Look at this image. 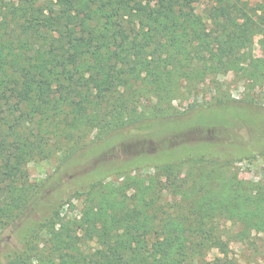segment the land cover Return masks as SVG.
Returning <instances> with one entry per match:
<instances>
[{"label":"trees","instance_id":"16d2710c","mask_svg":"<svg viewBox=\"0 0 264 264\" xmlns=\"http://www.w3.org/2000/svg\"><path fill=\"white\" fill-rule=\"evenodd\" d=\"M229 71L264 83V0H0V264H196L264 232V179L230 170L264 157V105H172Z\"/></svg>","mask_w":264,"mask_h":264},{"label":"rangeland","instance_id":"374dc122","mask_svg":"<svg viewBox=\"0 0 264 264\" xmlns=\"http://www.w3.org/2000/svg\"><path fill=\"white\" fill-rule=\"evenodd\" d=\"M249 4H254L258 0H245ZM195 11L202 16L207 23V9L205 4L196 3ZM258 36L255 37L253 45V55L260 57V49L257 43ZM231 96L234 99L254 98L264 105V83L254 84L246 79H241L233 72L229 71L219 74L214 80H207L195 86V89L185 98H179L172 102L177 111H187L192 105L214 104L219 100V96ZM150 99L143 100L139 109H144L151 104ZM215 108H218L215 105ZM192 113V112H191ZM188 113V114H191ZM58 154H54L45 159H35L30 161L26 168L31 182H36L46 175L52 173L57 164ZM230 170L242 181H261L264 179V157H257L251 160H241L231 165ZM153 170L148 167L136 169L133 173L137 175H147ZM106 181H120L116 176H109ZM162 202L171 201L168 190L161 194ZM82 200L73 198L69 204L63 206L61 215L77 219L80 215ZM221 226L230 227V222H221ZM232 228H237L232 227ZM236 230V229H235ZM4 236V231L0 229V239ZM44 237L45 234H42ZM196 264H264V232H252L245 240H231L226 253H221L217 249H210L204 252L200 257H195Z\"/></svg>","mask_w":264,"mask_h":264}]
</instances>
